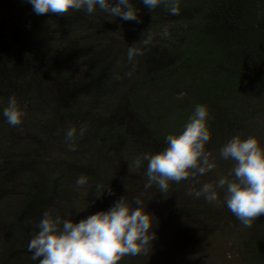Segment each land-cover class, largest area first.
<instances>
[{
	"label": "trees",
	"instance_id": "16d2710c",
	"mask_svg": "<svg viewBox=\"0 0 264 264\" xmlns=\"http://www.w3.org/2000/svg\"><path fill=\"white\" fill-rule=\"evenodd\" d=\"M132 3L140 23L99 8L36 15L26 0H0V264H39L27 244L46 211L78 223L124 196L154 217L155 246L193 236L199 219L213 218L235 229L239 264H264V216L245 227L222 190L215 203L190 194L234 178V161L221 159L220 148L264 120V0H179L176 16L163 4ZM149 29L153 42L129 76L127 49ZM13 96L25 112L15 127L3 116ZM197 104L210 110L206 150L217 167L198 183L172 182L167 194L146 189L147 162L130 174V161L162 151ZM81 125L86 132L69 151L66 131ZM81 176L87 184L78 187ZM148 255L119 264H152Z\"/></svg>",
	"mask_w": 264,
	"mask_h": 264
},
{
	"label": "clouds",
	"instance_id": "9594fccd",
	"mask_svg": "<svg viewBox=\"0 0 264 264\" xmlns=\"http://www.w3.org/2000/svg\"><path fill=\"white\" fill-rule=\"evenodd\" d=\"M26 2L32 5L36 15L51 13L64 16L73 10L92 14L99 8L124 21L142 22L132 0H116L115 6L109 0ZM142 3L150 10L163 4L172 16L180 12L179 0H142ZM160 34L165 38L169 36L167 26L162 27ZM152 42L153 34L149 29L140 41L127 49V60L132 65L127 75H132L136 58L143 56ZM3 116L13 127L23 122L25 112L15 96L9 98ZM209 119L208 106L197 104L183 130L165 137L167 146L162 151L147 153L130 161V174L146 161L145 188L155 185L164 194L169 192L172 182L179 184L189 180L198 183L199 176L217 167L213 154L206 150V145L212 139ZM85 132V125H81L79 131L76 127L67 129L65 142L69 151L77 150V140L83 138ZM219 156L223 160L234 161L229 174L234 178L221 177L214 183H204L198 191L190 194L215 203L220 197L218 190H222L230 212L245 227H251L254 220L264 216V144L255 136L242 138L236 135L220 148ZM86 184L87 177L81 176L76 180L78 187ZM101 188V185H97L98 192ZM38 228V234L27 244V250L32 253L33 260H39V264H119L126 256L148 254L156 239L154 217L146 211L143 201L137 198L130 203L126 196L119 198L109 210L97 212L78 223L72 219H62L48 210L43 214Z\"/></svg>",
	"mask_w": 264,
	"mask_h": 264
},
{
	"label": "rangeland",
	"instance_id": "374dc122",
	"mask_svg": "<svg viewBox=\"0 0 264 264\" xmlns=\"http://www.w3.org/2000/svg\"><path fill=\"white\" fill-rule=\"evenodd\" d=\"M258 119L252 122L249 136L259 138L264 144V120ZM203 219L194 224L198 234L192 236L189 232L181 238L163 239L157 246L152 244L148 252L152 264H239L240 255L245 254L240 251L235 229L226 226L229 230H222L215 219L211 218L212 222ZM163 244L170 248L169 254L165 253Z\"/></svg>",
	"mask_w": 264,
	"mask_h": 264
}]
</instances>
